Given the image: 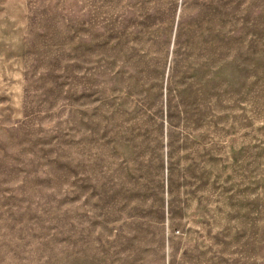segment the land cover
Segmentation results:
<instances>
[{"label": "rangeland", "instance_id": "obj_1", "mask_svg": "<svg viewBox=\"0 0 264 264\" xmlns=\"http://www.w3.org/2000/svg\"><path fill=\"white\" fill-rule=\"evenodd\" d=\"M0 264H264V0H0Z\"/></svg>", "mask_w": 264, "mask_h": 264}]
</instances>
